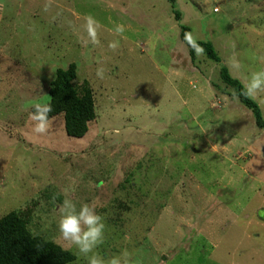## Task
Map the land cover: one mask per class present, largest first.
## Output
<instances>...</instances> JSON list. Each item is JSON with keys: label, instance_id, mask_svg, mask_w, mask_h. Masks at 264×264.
I'll return each instance as SVG.
<instances>
[{"label": "rangeland", "instance_id": "374dc122", "mask_svg": "<svg viewBox=\"0 0 264 264\" xmlns=\"http://www.w3.org/2000/svg\"><path fill=\"white\" fill-rule=\"evenodd\" d=\"M174 3L180 20L168 0H51L48 12L45 0H0V217L17 212L75 255L68 264L89 258L60 238L66 198L104 217L105 264L125 250L131 264H264V130L220 78L222 65L242 84L264 68V0ZM182 25L220 61L192 60ZM71 62L95 118L82 137L62 113L37 134L30 107ZM253 99L264 118V96Z\"/></svg>", "mask_w": 264, "mask_h": 264}, {"label": "trees", "instance_id": "16d2710c", "mask_svg": "<svg viewBox=\"0 0 264 264\" xmlns=\"http://www.w3.org/2000/svg\"><path fill=\"white\" fill-rule=\"evenodd\" d=\"M168 1L171 3L176 20H180V14L175 8V0ZM187 29L186 26H181L182 39L185 38ZM195 43L203 48L209 59L220 61L210 41L195 40ZM187 45L191 59L195 60V49L188 42ZM76 74L75 62L69 63L65 68H57L48 90L49 100L46 103L50 102L52 105L49 119L62 113L66 134L82 137L88 131V123L95 118V107L89 82L83 80L78 85L74 84ZM220 78L231 87L232 95L252 111L256 125L264 130L261 109L253 98L242 95V82L233 77L225 65L220 68ZM32 111L31 106L30 112ZM74 259L75 255L72 252L54 241L32 234L25 220L17 212L12 210L0 217V264H68Z\"/></svg>", "mask_w": 264, "mask_h": 264}, {"label": "clouds", "instance_id": "9594fccd", "mask_svg": "<svg viewBox=\"0 0 264 264\" xmlns=\"http://www.w3.org/2000/svg\"><path fill=\"white\" fill-rule=\"evenodd\" d=\"M51 8V0H45L43 11L48 12ZM98 22L91 16L85 19V30L88 35V42L95 45L99 43L97 36ZM116 35L123 37L125 27L117 24L114 28ZM185 40L192 46L197 54L203 53V48L195 43L191 34H185ZM109 47L115 50L118 47V41L109 42ZM229 67L231 71H242V64L236 58H233ZM97 76L103 79L104 70L97 69ZM242 95L249 98H258L264 96V68L253 71L247 75L242 84ZM33 111L29 114V120L33 124V131L37 134H44L49 127V113L52 112L51 103H34ZM59 218L57 228L60 238L69 246H74L79 254L89 258V264H105L102 258H99L94 249L104 240L105 222L104 217L96 209L87 203L79 207L71 200L64 199L59 205ZM92 254V255H89ZM107 264H131V254L128 251H122L119 256L112 257Z\"/></svg>", "mask_w": 264, "mask_h": 264}]
</instances>
